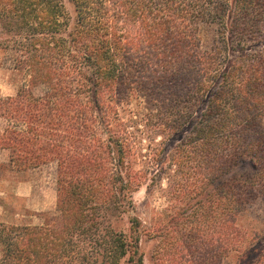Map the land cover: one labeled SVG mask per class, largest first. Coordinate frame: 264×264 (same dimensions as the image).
<instances>
[{"label": "trees", "instance_id": "16d2710c", "mask_svg": "<svg viewBox=\"0 0 264 264\" xmlns=\"http://www.w3.org/2000/svg\"><path fill=\"white\" fill-rule=\"evenodd\" d=\"M0 51L21 74L0 96V150L14 171L53 164L56 187L54 215L0 223V264H144L155 236L153 264L247 256L264 0H0ZM245 160L254 173L233 175ZM142 185L164 196V224L138 215Z\"/></svg>", "mask_w": 264, "mask_h": 264}, {"label": "rangeland", "instance_id": "374dc122", "mask_svg": "<svg viewBox=\"0 0 264 264\" xmlns=\"http://www.w3.org/2000/svg\"><path fill=\"white\" fill-rule=\"evenodd\" d=\"M20 82L21 74L13 70V54L0 51V96L12 95ZM6 161L7 153L1 150L0 223H39L44 216L54 215L55 166L49 164L22 172L11 170ZM247 173H254L248 160L240 162L232 170L235 176L242 177ZM160 195L155 192L153 196H148L145 185L133 194L136 211L147 227L164 224L161 212L166 207V200ZM237 224L245 231L250 250L244 259H240V253H233L225 260V264H248L261 251L264 253V195H258L246 204ZM159 239L157 236L145 240L142 237L144 264H153L151 256L158 248Z\"/></svg>", "mask_w": 264, "mask_h": 264}, {"label": "crops", "instance_id": "0c3cea01", "mask_svg": "<svg viewBox=\"0 0 264 264\" xmlns=\"http://www.w3.org/2000/svg\"><path fill=\"white\" fill-rule=\"evenodd\" d=\"M1 150L5 151V152L7 153V161H6V164L8 165V151L5 150V149H1ZM1 150H0V151H1ZM11 170H12V169H11Z\"/></svg>", "mask_w": 264, "mask_h": 264}]
</instances>
